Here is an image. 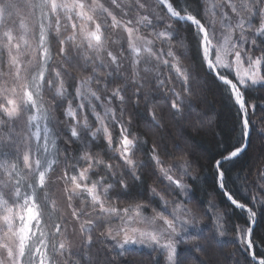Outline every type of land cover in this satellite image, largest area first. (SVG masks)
<instances>
[{
  "label": "snow or ice",
  "instance_id": "1",
  "mask_svg": "<svg viewBox=\"0 0 264 264\" xmlns=\"http://www.w3.org/2000/svg\"><path fill=\"white\" fill-rule=\"evenodd\" d=\"M193 52L204 77L226 86L239 132L234 143L222 142L212 168L245 219L229 229L210 202L212 239L231 231L244 264H264V237L255 235L264 169L251 185L245 177L247 200L228 188L229 171L252 138L264 137L249 96L264 90V0H0V264H123L141 247L166 264H189L195 253L205 257L197 255L196 264H213L200 237L190 235L200 213L186 200L168 211L167 193L153 186L152 199L125 204L129 180L142 185L149 167L175 195L188 196L190 153L149 145L132 125L143 120L160 130L169 116L191 117ZM61 186L71 221L50 229L57 210L51 193Z\"/></svg>",
  "mask_w": 264,
  "mask_h": 264
},
{
  "label": "trees",
  "instance_id": "2",
  "mask_svg": "<svg viewBox=\"0 0 264 264\" xmlns=\"http://www.w3.org/2000/svg\"><path fill=\"white\" fill-rule=\"evenodd\" d=\"M180 2L184 3V0H180ZM183 34L185 33H182V35ZM113 47H118V45H113ZM53 51H55V45L53 46ZM56 58L59 59V57ZM190 67L193 73L196 74V83L193 84V88L197 91V96L194 99L195 108L192 111L201 115H207L210 124L207 125V128L201 126L194 131H191L190 128L185 126L179 128L181 133L184 134L185 139L191 143L194 150L197 151L190 152L189 160L191 161L192 170L190 171V175L183 177L184 182L189 186L188 196L175 195L173 191L168 189L166 182L160 183L156 179V176L152 174L151 167H149L143 171L142 185L138 182L129 180L131 195L127 197L125 203L133 200L147 201L152 199L150 189L153 187L154 183H157V185H155L158 190L167 193L169 206H171V202L173 201L179 202L186 200L188 205L199 210L201 218V214L203 213H205L206 216L208 215V223L213 222L215 216L214 212L210 209V202L215 204L218 211L226 214L228 218V227L230 229L232 225L242 223L245 219V214L239 209L234 208V206H231L230 202L226 200L216 186L212 163L214 159L218 158L222 142L231 144L239 139L238 129L234 131L236 119L235 111L226 99V94L224 92L226 86L213 83L211 79H206L204 77L203 72L199 71L198 59L195 57L194 52L190 54ZM199 80L205 87V93L207 95L206 101L198 94L199 85L197 81ZM249 96L257 104V114L252 116L251 119L256 121L257 127L264 126V123H262L264 122V110L260 107V105L264 103V90L257 89L250 91ZM45 99L47 100L48 98L46 97ZM125 120H127V115H125ZM184 120L185 119L181 121ZM191 120L192 116L187 118V121L190 122ZM175 126L176 121L169 116L165 120V126L160 130H150L143 120L134 121L132 130L138 132L143 138L147 139L149 145L155 140L161 145L162 150L166 149L172 156H177L179 154L174 152L176 146L171 140V135L173 134L172 129ZM262 144H264V137L254 136L247 150L248 154L240 159L229 171V175L232 177L234 183L229 182L228 188L235 193L236 197L240 198L242 202L249 198L248 194L244 191L245 177L247 178V184L251 185L257 180L258 170L264 169V151L261 149V146H259ZM137 158L145 162L148 160L147 155L141 152L137 153ZM168 162L173 163L174 161L169 157ZM238 175L240 177L239 179H237ZM158 205L159 201L156 200L154 206ZM206 211L208 213H206ZM255 235L257 237H264V214L258 216ZM216 242L217 245L222 247L221 250L219 251L216 249V254L213 255L207 252L213 264H236L237 261H239V264H244V256L237 253L238 243L231 231L226 233L223 240L220 241L217 238ZM189 249L191 252V248L187 246L181 247L184 255ZM196 254L202 259L205 258L202 254H193L192 263L194 264H196ZM130 258L133 260L130 264H166L165 257L153 250L137 249ZM192 263L189 262V264ZM116 264H122L121 259L118 258Z\"/></svg>",
  "mask_w": 264,
  "mask_h": 264
},
{
  "label": "rangeland",
  "instance_id": "3",
  "mask_svg": "<svg viewBox=\"0 0 264 264\" xmlns=\"http://www.w3.org/2000/svg\"><path fill=\"white\" fill-rule=\"evenodd\" d=\"M181 4H183V3H181ZM56 60L58 61L59 59L56 58ZM228 75H229V78H233V76H234V74H228ZM197 84L199 85V93L198 94L200 95V97H202V99L204 101H206L207 95L205 93L204 85L201 83L200 80L197 81ZM49 106L50 107H54L55 106L54 102H50ZM57 115H60V113L58 112ZM191 116H192V120L190 122L187 121V119H185L184 121L179 120V122L176 121V126L173 127V129H172L173 134L171 135V140L174 142V144L176 146L175 147L176 150L174 149V152L177 153V154H180V152L183 151V150H186L189 153L190 152H197L192 147L193 145L191 143H189L185 139L184 134L181 133V130L179 128H182V127L185 126V127L190 128L191 131H194L196 128L198 129L201 126H204V128L205 127L207 128V125L210 124L209 123V117L207 115H205V114L201 115V114L193 112V114ZM89 119L91 120L92 117L89 116ZM192 121L195 124H193ZM164 126H165V124H164ZM113 136H114V138H118V130H113ZM259 146H261V149L264 151V144L259 145ZM60 171H61V174H62L63 169L61 168ZM174 174L179 177L181 173L179 171H177ZM155 184L157 185V183H154L153 186H156ZM51 196H52L53 200H55V202H56L57 210L54 212V214L52 216V220H51V222L48 225V227L50 229L53 228V225L56 222H62L63 220L71 221V214H70L71 210L67 207L66 195L63 192L62 186L61 187H55L54 190L51 193ZM125 204H127V203H125ZM186 206L190 207V208H194V207H192V206H190L188 204H186ZM171 210H172V207L169 206L168 211H171ZM206 213H208V212L206 211ZM201 215H202V218L200 217V222L197 224V227H196L195 230H191L190 231V235L199 236L201 243H204L206 245L207 252H210L209 253L210 255L211 254L212 255L216 254L215 250L217 249V250L220 251L222 247L216 244L217 243L216 239L215 240L212 239L213 232L215 231V228H214L215 224L213 222H209L210 224L207 222L209 219H207L208 215L206 216L205 213H203ZM69 229H70V225H69ZM230 238H231V236H230ZM218 239L221 241L224 238H222V239L218 238ZM75 243L78 245L79 244V240L77 239L75 241ZM184 246L189 247L188 244H182V245H180V248L184 247ZM138 249L152 250L151 248H148V247H141V248H138ZM189 253H190V249L187 251L185 256H188ZM209 254H208V256L210 257ZM196 255H198V254H196ZM192 259H193V257L190 256L189 257V262L192 263ZM132 261H133L132 258H129V259L123 261V263L124 264H130V262H132ZM192 264H194V263H192Z\"/></svg>",
  "mask_w": 264,
  "mask_h": 264
}]
</instances>
